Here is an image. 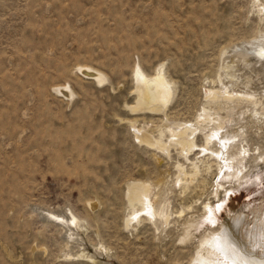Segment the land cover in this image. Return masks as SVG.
I'll list each match as a JSON object with an SVG mask.
<instances>
[{
	"label": "rangeland",
	"instance_id": "374dc122",
	"mask_svg": "<svg viewBox=\"0 0 264 264\" xmlns=\"http://www.w3.org/2000/svg\"><path fill=\"white\" fill-rule=\"evenodd\" d=\"M260 40L264 0H0V264H191L211 230L264 210ZM137 64H164L165 109L133 107ZM222 140L249 181L220 172ZM71 212L81 225L50 214Z\"/></svg>",
	"mask_w": 264,
	"mask_h": 264
},
{
	"label": "bare ground",
	"instance_id": "6f19581e",
	"mask_svg": "<svg viewBox=\"0 0 264 264\" xmlns=\"http://www.w3.org/2000/svg\"><path fill=\"white\" fill-rule=\"evenodd\" d=\"M259 43L260 44H258V41L256 43L259 46H257L255 43L252 44L250 49L256 53V56H262L261 58H263L264 41ZM223 68H225V66ZM80 69L90 77L100 82L105 80L103 73L99 70L89 66L81 67ZM134 73L136 78L138 103H136L137 105H134L133 107L138 108L139 106H144L146 109L148 108L149 111L151 110L152 112H158L165 109L167 104L172 100L174 92L173 83L165 72L164 64H161L157 68L156 75L154 76H149L146 74L140 64L136 65ZM67 88H70L69 85L60 87V90L65 91ZM70 90L71 89H69V91ZM180 136L181 144H183V142L190 141L184 145V149L189 153V151L194 146L191 141L192 139L188 138L189 135L187 131L182 130L180 132ZM212 137L213 136L207 137L208 143L212 141ZM222 141L224 142V145H222V149L217 153L219 159L218 167H220V172L222 173L224 172L223 170L227 169L225 171V175L227 177L234 178L236 181H239V184H242L243 180L245 179L249 181L247 178L248 173L245 171L247 166L244 165L247 153L246 150H243V148L240 147L234 155H228L227 149L229 148V143L228 141ZM178 167L180 169V173L185 177L191 175L187 174L182 166L179 165ZM195 167L196 172H198V166ZM194 178L195 177H193V179ZM147 201L148 200L144 188L142 186H136L130 194V203L132 205L142 204L144 207H147ZM206 208L209 209L210 205L209 208L208 206H206ZM157 209L155 210V215H160L161 210L158 211ZM50 214L56 220H59L61 223H67L70 226L74 224L77 227L82 224V220L73 212H71V216L69 218L55 213ZM253 214L254 215L251 220L243 213L238 216L230 217L227 222H224L221 225V228L218 232L211 230L208 234L203 236V239H201L196 250L194 261L191 264H264V210H254ZM209 216L214 222L215 216L210 210ZM163 217L166 220L168 219L167 215L163 214ZM166 220L165 222H167ZM189 236L190 232L187 231L182 240L185 241L189 238Z\"/></svg>",
	"mask_w": 264,
	"mask_h": 264
}]
</instances>
